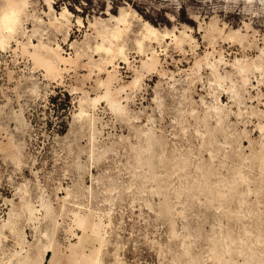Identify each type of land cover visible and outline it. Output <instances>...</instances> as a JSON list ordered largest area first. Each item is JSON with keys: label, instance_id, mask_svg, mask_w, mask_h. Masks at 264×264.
<instances>
[{"label": "rangeland", "instance_id": "obj_1", "mask_svg": "<svg viewBox=\"0 0 264 264\" xmlns=\"http://www.w3.org/2000/svg\"><path fill=\"white\" fill-rule=\"evenodd\" d=\"M14 1L0 264H264V0Z\"/></svg>", "mask_w": 264, "mask_h": 264}, {"label": "bare ground", "instance_id": "obj_2", "mask_svg": "<svg viewBox=\"0 0 264 264\" xmlns=\"http://www.w3.org/2000/svg\"><path fill=\"white\" fill-rule=\"evenodd\" d=\"M3 3L4 4L0 8V43H2L5 40V35L6 34L14 33L17 30L18 26H20L19 25L20 24V17H21V13H22V6L19 5V3L15 2L14 0H4ZM49 7L51 9H53V6L51 4H50ZM67 13H69V10L65 9L63 11L62 15H65ZM114 18L116 20L115 24L111 28L107 29L105 32H103L101 34V38H102L103 42L106 43V45L104 47H102L103 45H101V48H102V50L104 51V53L106 54V56L109 59L111 58V60H113L115 58V56L121 55V57H123V59L122 58L121 59L127 61L128 57H127V55H126V53L124 51L126 43H125V40H124V38L122 36V33H123V31L125 29L129 28L131 22L127 18V15L124 16L123 14H120L119 16L114 17ZM155 32H156V29L152 25H150L149 23H146V28H145L144 32L142 33V36L145 39H150V38H152L155 35ZM60 49L61 48H60L59 45H58L57 48L53 49V51L51 49L52 53L54 54V57L57 58V59L60 56V53H59ZM49 52H50V49H49ZM46 59H48V58H46ZM46 59H45V61H47ZM57 59H55V60H57ZM55 60H53V59L48 60L46 62L47 66L49 68H52V69L54 67H56ZM58 68L59 67H57V69ZM243 75H244V73H243ZM111 105H113V102H112ZM51 252H52V249H51L50 246L46 247V248L44 247V251H43V254H42V257H41V260H40V264H44L45 263L46 257ZM48 260H49V264H53L52 260L50 258Z\"/></svg>", "mask_w": 264, "mask_h": 264}, {"label": "trees", "instance_id": "obj_3", "mask_svg": "<svg viewBox=\"0 0 264 264\" xmlns=\"http://www.w3.org/2000/svg\"><path fill=\"white\" fill-rule=\"evenodd\" d=\"M52 100L54 101V100H55V98H52ZM49 256H50V255H49ZM49 256H48V257H49Z\"/></svg>", "mask_w": 264, "mask_h": 264}]
</instances>
